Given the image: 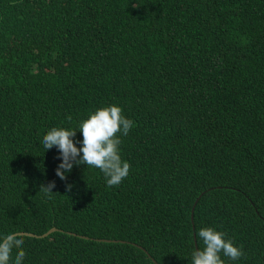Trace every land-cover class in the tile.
<instances>
[{"label": "trees", "instance_id": "trees-1", "mask_svg": "<svg viewBox=\"0 0 264 264\" xmlns=\"http://www.w3.org/2000/svg\"><path fill=\"white\" fill-rule=\"evenodd\" d=\"M109 105L128 177L61 180L43 136ZM205 227L242 246L225 264H264V0H0V238L23 264H192Z\"/></svg>", "mask_w": 264, "mask_h": 264}, {"label": "clouds", "instance_id": "clouds-1", "mask_svg": "<svg viewBox=\"0 0 264 264\" xmlns=\"http://www.w3.org/2000/svg\"><path fill=\"white\" fill-rule=\"evenodd\" d=\"M68 119L71 120V117ZM132 127L133 121L122 114L121 107L109 105L90 113L80 122L78 130L82 133V141L74 140L77 129L54 127L43 136L42 144L45 151L54 146L59 150L61 163L55 173L61 180H66V173L70 172L74 165L84 164L99 169L106 178V185L116 187L128 177L131 168L121 157L120 136H126ZM77 143L81 144V147L78 148ZM54 187L55 182L52 181L46 186L41 185L40 191L48 195L53 193ZM71 187L70 184L66 185V191H70ZM197 237L204 247L193 251L192 264H225L222 256L232 261L245 256L242 246H234L231 239L225 238L226 233L212 227L201 228ZM23 244L24 238L17 233L0 238V264H23L26 256ZM13 249L17 250L14 259Z\"/></svg>", "mask_w": 264, "mask_h": 264}, {"label": "water", "instance_id": "water-1", "mask_svg": "<svg viewBox=\"0 0 264 264\" xmlns=\"http://www.w3.org/2000/svg\"><path fill=\"white\" fill-rule=\"evenodd\" d=\"M190 218H191V213H190ZM54 227H49L47 230H45L44 232H42L40 235H44L46 234L48 231L52 230ZM196 250V247H195Z\"/></svg>", "mask_w": 264, "mask_h": 264}]
</instances>
